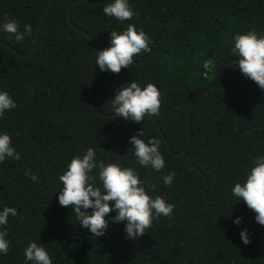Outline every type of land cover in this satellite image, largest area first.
<instances>
[{
	"label": "trees",
	"instance_id": "1",
	"mask_svg": "<svg viewBox=\"0 0 264 264\" xmlns=\"http://www.w3.org/2000/svg\"><path fill=\"white\" fill-rule=\"evenodd\" d=\"M108 2L0 0V22L33 28L20 43L0 32V90L17 104L0 119V132L21 154L0 164V208L18 210L5 226L11 246L0 264H24L31 241L49 250L53 264H264V226L230 195L252 159L264 155V89L240 72L230 51L235 34L264 33V0H130L138 15L123 24L103 13ZM129 23L152 37L151 51L120 73L101 71L95 53ZM208 59L213 71L202 67ZM131 80L161 93L159 115L141 124L114 118L111 109ZM142 128L145 140L162 141L160 173L132 155L129 138ZM88 147L106 163L135 168L153 198L176 206L173 215L136 239L123 223H110L99 238L82 229L56 194L67 163ZM169 172L175 179L165 187ZM245 227L247 245L239 235Z\"/></svg>",
	"mask_w": 264,
	"mask_h": 264
},
{
	"label": "clouds",
	"instance_id": "2",
	"mask_svg": "<svg viewBox=\"0 0 264 264\" xmlns=\"http://www.w3.org/2000/svg\"><path fill=\"white\" fill-rule=\"evenodd\" d=\"M103 13L119 23L131 21L138 15L130 0H110L103 8ZM0 32L9 34L17 43L25 36H31L33 28L25 23L21 31L20 23L14 18L0 22ZM152 37L143 28L129 23L123 30L110 32V46L95 53L93 64L101 71L120 73L129 69L133 57L142 52H150ZM231 55L236 57L240 72L264 89V33L256 30L237 33L232 37ZM202 67L207 71L215 69L214 61L205 60ZM161 93L158 88L148 83L141 85L135 80L124 84L111 100L114 118L134 121L141 124L145 116H158L161 108ZM17 108L9 92L0 90V119ZM142 128L129 138L133 146L132 155L143 168H151L157 173L166 167V160L160 151L162 141L158 137L144 139ZM21 160V154L13 144L12 137L6 131L0 132V164L6 161ZM25 175L32 182H39V177L31 169ZM175 173L162 176L165 187H170ZM62 189L56 194L61 206H71L82 229L90 231L97 238L106 234L110 223H123L124 232L130 239H136L146 233L153 222L160 217H171L175 205L162 196L151 195L146 189V182L133 167L123 166L119 162L106 163L99 159L93 147L72 157L65 170L58 177ZM230 195L235 201H243L253 210L255 221L264 226V155H258L251 161L243 178L234 182ZM90 210V211H89ZM114 213V215H109ZM18 215L15 207L4 205L0 208V256L9 254L11 241L5 226L9 217ZM107 217V218H106ZM242 217L233 219V224L240 226ZM242 243H250L248 229L239 233ZM24 264H53L49 250L36 241H31L23 250Z\"/></svg>",
	"mask_w": 264,
	"mask_h": 264
},
{
	"label": "water",
	"instance_id": "3",
	"mask_svg": "<svg viewBox=\"0 0 264 264\" xmlns=\"http://www.w3.org/2000/svg\"><path fill=\"white\" fill-rule=\"evenodd\" d=\"M69 21H70V19H69Z\"/></svg>",
	"mask_w": 264,
	"mask_h": 264
}]
</instances>
